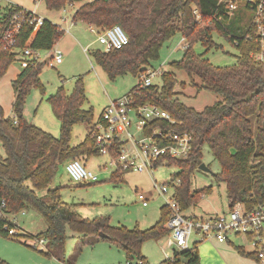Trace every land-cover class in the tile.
Here are the masks:
<instances>
[{
	"label": "trees",
	"instance_id": "obj_1",
	"mask_svg": "<svg viewBox=\"0 0 264 264\" xmlns=\"http://www.w3.org/2000/svg\"><path fill=\"white\" fill-rule=\"evenodd\" d=\"M83 1L86 2L71 16L73 23L99 30L118 25L127 35L128 43L121 49L92 53L95 63L110 80L127 74L137 78L149 68L150 61L157 58L162 43L178 33L185 42L183 56L171 62L170 68L185 72L189 79L197 77L201 88L222 98L214 106L197 112L177 99L175 75L168 72L161 74L160 87L153 85L139 89L135 85L128 92L133 95L135 105L149 103L166 111L175 125L165 128L192 135L191 151L186 159H167V165L178 168L168 183L179 181L175 201L180 210L186 212L196 206L211 190V187L191 190L192 175L202 163L205 146L220 167L213 178L216 183L225 185L227 210L240 204L250 211L263 204L264 65L249 57L256 46L250 4L238 0L235 10L229 13V0H43L49 11H59L67 4ZM15 9L20 7L10 6L0 17V79L17 57V53L5 47L1 37L7 19ZM214 33L237 49L239 55L234 65L216 67L203 54L194 52L196 44L207 50L218 48L213 42ZM63 35L64 32L48 20L36 30L24 23L15 47L48 51ZM44 66L45 63L29 62L12 82L13 118L6 117L0 106V147L4 152V158H0V213L16 215L23 210L36 211L46 228L30 238L46 241L44 255L48 257L63 255L66 232L69 231L91 242L103 234L105 238L101 239L122 250L126 262L145 261L141 254L144 243L157 242L168 234L165 225L170 211L165 205L160 208V219L152 227L143 231L128 230L111 226L108 216L91 220L82 218L70 205L61 202L62 188H49L59 166L70 160L86 161L100 155L89 132L81 144L72 146L70 143L73 126L93 124L92 108H83L86 96L81 78L74 82L71 94L67 95L60 86L47 99L60 124L57 139L24 119L23 107L30 90L44 91L39 78ZM121 176L112 174L108 182H119ZM41 191L46 192L44 197L38 195ZM3 223L1 220L0 226ZM0 235L9 238L3 232ZM197 246L195 243L191 250L174 253L171 260L161 263L200 264ZM234 248L240 256L259 264L255 255L243 247Z\"/></svg>",
	"mask_w": 264,
	"mask_h": 264
},
{
	"label": "rangeland",
	"instance_id": "obj_2",
	"mask_svg": "<svg viewBox=\"0 0 264 264\" xmlns=\"http://www.w3.org/2000/svg\"><path fill=\"white\" fill-rule=\"evenodd\" d=\"M19 1L26 6H33V0ZM12 2L16 1L0 0V17L10 6H17ZM81 4H73L72 7L67 6L59 11H49L45 8L44 2L40 1L37 12L43 18L65 30L69 26L72 14ZM213 42L218 48L207 50L200 44H196L193 50L196 54H203V57L209 60L213 66L234 65L236 57L239 55L237 49L216 33L213 34ZM87 45L90 47L85 54L82 47ZM184 46L185 42L181 36L178 33L174 34L162 43L157 58L150 61L147 69L160 73L152 79V84L158 87L162 85L161 74L163 72L173 73L176 79L174 92L177 99L187 107L201 112L204 108L212 107L222 101V98L201 88L200 80L197 77L189 79L185 72L170 68L171 62L182 58ZM58 47L63 54L61 64L53 68L47 65L42 68L40 82L44 91L31 89L23 107V117L26 122L50 134L55 139L59 137L60 124L52 113L47 99L60 86L69 95L73 90L74 82L81 78L86 96L84 107L92 108L93 119L97 121L102 108L109 99H118L126 95L137 84L136 78L130 74L119 76L114 80L108 78L92 57V53L95 51L105 52L104 48L95 42V36L89 32L85 24L76 23L69 32H64L58 41ZM41 56H45V53H41ZM19 68L22 69L21 63L16 60L0 79V106L4 114L8 116L12 115L11 105L14 98L11 81ZM86 126L79 124L72 127L71 145L76 146L84 141L88 129ZM0 155H3L1 147ZM105 161L106 158L103 156H91L86 161L80 160L87 170L97 176L98 183L86 186L75 184L66 175L64 165H61L58 167L50 189L62 188L61 202L70 205L72 210L84 219L91 220L100 216H108L111 226L124 227L128 230L136 228L143 231L152 227L160 219V208L165 205V199L157 195L153 184L154 182L157 184L170 182L172 176L178 172V168L162 164L153 170L152 175L146 172H128L121 176V181L112 183L108 182L111 176L110 171L100 168ZM202 163L208 167L210 173L197 169L192 175L191 190L198 191L207 187H211V190L201 198L196 206L190 207L184 213L185 215L220 214L226 212L228 208L225 185L216 183L213 178V175L219 172L220 167L206 146L202 151ZM139 192L149 195L147 207H142L137 201L136 194ZM45 193V191H41L38 192V195L44 197ZM18 220L19 229L16 232L20 236L4 238L0 235V264L1 262L4 264H63V262L122 264L126 262L122 250L109 241L97 238L83 244L77 238L71 237L72 233L69 231L66 232L64 253L58 257L60 259L48 257L44 255L46 244L40 246L30 238L45 230L46 225L41 216L36 211L29 209ZM34 244L36 249L32 248ZM237 245L244 246V240L242 238L234 240V244L231 245L232 252L226 254V259L231 260L232 263L236 259L251 260L236 252L234 246ZM163 249H165L164 238L157 242L148 241L142 246L141 254L149 264H159L165 257ZM244 249L247 250L246 247ZM39 251H43V253ZM207 257L210 259L209 256ZM222 258L225 256L223 255Z\"/></svg>",
	"mask_w": 264,
	"mask_h": 264
},
{
	"label": "built area",
	"instance_id": "obj_3",
	"mask_svg": "<svg viewBox=\"0 0 264 264\" xmlns=\"http://www.w3.org/2000/svg\"><path fill=\"white\" fill-rule=\"evenodd\" d=\"M40 1L43 2V0H33V10L21 7L13 10L1 34L5 47L17 53L16 60L21 63L22 69L26 68L29 62L45 63V66L50 68L62 62V51L55 46L44 51L45 56H41L43 53L41 51L19 50L15 47L16 38L24 23L32 26L34 30L43 24L45 19L36 11ZM246 1L251 6L256 45L249 57L264 65V0ZM238 2V0L228 1L229 13L235 10ZM72 5L67 4L65 7H72ZM57 26L61 31L69 32L73 22L70 18L69 26L65 30ZM88 30L95 36V42L103 46L105 52L121 49L128 43L127 35L118 25L100 30L89 26ZM87 51L88 47L84 48V52ZM158 75H160L159 72L147 69L136 78L137 88L153 86L152 79ZM173 125L175 121L166 111L149 103L135 105L133 95L127 93L109 101L98 120L88 127V132L98 154L106 158L100 168L110 171L111 175L116 173L123 175L128 172H146L152 175L153 170L158 166L167 164V159L182 160L190 154L192 135L185 131L165 128V126ZM64 169L66 175L75 184L98 182L97 176L87 170L79 160L66 162ZM178 185L177 180L172 183L154 182L153 184L157 195L165 199V206L170 211L165 225L168 234L164 237L165 249L162 250L164 260H171L174 253L191 250L195 243L225 244L242 238L244 246L241 245V247H246L247 250L244 249L246 252L255 255L259 264H264V203L250 211L238 204L224 213H215L205 218L191 217L185 215L175 201V189ZM136 199L142 207L148 206V194L139 192L136 194ZM24 213L23 210L18 214L22 216ZM16 215L7 218V215L0 213V221L4 220L0 226V232L9 238L19 236L16 232L19 229V220ZM192 237H194L193 240H191ZM35 243L44 246L46 241L35 240ZM33 247L37 248L35 244ZM125 264L149 263L139 259L125 262Z\"/></svg>",
	"mask_w": 264,
	"mask_h": 264
},
{
	"label": "crops",
	"instance_id": "obj_4",
	"mask_svg": "<svg viewBox=\"0 0 264 264\" xmlns=\"http://www.w3.org/2000/svg\"><path fill=\"white\" fill-rule=\"evenodd\" d=\"M16 2H12L14 3L15 5L21 7V8H24V9H27V10H33V6L32 7H29V6H26L25 4H23L22 2H20L19 0H15ZM83 2H86V1H83ZM81 2V3H83ZM81 3H74V4H81ZM82 5V4H81ZM80 5V6H81ZM78 6V7H80ZM38 9V8H37ZM37 11V10H36ZM38 13V12H37ZM39 14V13H38ZM40 15V14H39ZM73 15V14H72ZM41 16V15H40ZM43 17V16H41ZM45 19V18H44ZM47 20V19H45ZM49 21V20H48ZM51 22V21H50ZM53 23V22H52ZM79 23V22H78ZM54 24V23H53ZM76 23H73V25L75 26ZM83 24V23H82ZM57 25V24H56ZM87 27H89L87 25ZM70 31V30H69ZM183 40V39H182ZM184 41V40H183ZM55 47L59 48L58 47V43L55 45ZM86 47H90V45H87L85 47H82V50L84 52V48ZM44 53V51H41ZM85 54H87V52H84ZM22 71L21 68H19L16 73L14 74V78L13 80L11 81V85H12V82L16 79L17 75L20 74V72ZM41 75V74H40ZM40 78V76H39ZM112 100H115V99H109L108 102L105 104V106L102 108L101 112L103 111V109L107 106V104L109 103V101H112ZM84 109H88V107H83ZM100 112V114H101ZM6 117H9V118H13V115H5ZM100 116V115H99ZM99 118V117H98ZM96 120L93 119V123L95 122ZM87 128L89 126H86ZM87 133H88V129H87ZM73 146V145H72ZM0 158H4V152H3V155L1 156L0 155ZM52 185V184H51ZM50 185V186H51ZM49 186V188H50ZM26 211V210H24ZM186 213V212H184ZM25 214V213H24ZM215 214V213H213ZM208 215L210 214H205L203 216H198V215H187V216H191V217H197V218H202V217H207ZM19 219L20 215L17 214L16 215ZM23 216V215H22ZM12 217V215H7V218H10ZM23 235V234H22ZM24 236V235H23ZM71 237H75L78 239V241H81L83 242V244H86L87 242H91V241H88V240H84L81 238V236L77 235V234H74L72 233ZM231 244H234V240L232 242H228V243H225V244H221V243H216V242H203V243H199L198 246H197V251H198V254H199V259L200 260V264H256L253 260H248V259H244L240 260V259H236L234 261V263H232L231 260H228L226 259V254L228 252H232V249H231ZM237 246H241V245H237ZM225 256V258H222V256ZM209 256L210 259L207 257ZM144 257V256H143ZM145 258V257H144ZM145 261L148 262L145 258ZM63 264H67V262H63ZM120 264V263H119ZM122 264H125V263H122Z\"/></svg>",
	"mask_w": 264,
	"mask_h": 264
},
{
	"label": "water",
	"instance_id": "obj_5",
	"mask_svg": "<svg viewBox=\"0 0 264 264\" xmlns=\"http://www.w3.org/2000/svg\"><path fill=\"white\" fill-rule=\"evenodd\" d=\"M198 170H200L202 172L210 173L208 167L205 164H203V163H201L199 165ZM99 237L100 238H105V236L103 234H100ZM183 263H185V261H183Z\"/></svg>",
	"mask_w": 264,
	"mask_h": 264
}]
</instances>
